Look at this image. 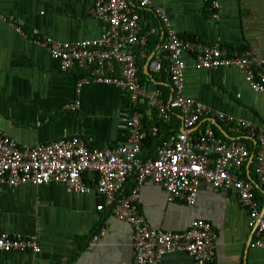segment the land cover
Returning <instances> with one entry per match:
<instances>
[{
    "label": "crops",
    "instance_id": "0c3cea01",
    "mask_svg": "<svg viewBox=\"0 0 264 264\" xmlns=\"http://www.w3.org/2000/svg\"><path fill=\"white\" fill-rule=\"evenodd\" d=\"M219 1L217 18L205 0H152L179 35L191 34L209 45L220 42L229 52L250 51L264 61V0ZM93 5L94 0H0V13L6 17L0 19V130L20 147L77 134L91 147L128 142L129 133L121 127L132 110L128 93L95 81L90 75L85 76L89 82L77 92L78 82L84 78L82 70L75 67L63 71L49 51L33 42L35 30L60 41L98 37L102 23L93 16ZM142 10L144 30L155 27L158 33L162 25L154 9ZM11 18L26 35L16 30ZM157 33L150 38L147 57L139 56V76L148 89L160 88L163 98L169 101L173 96L166 70L169 63L161 44H154ZM158 59L165 67L160 72L152 65ZM186 60L188 96L264 131V92L253 89L242 70L233 66L197 69L193 55H186ZM75 101L80 105L73 109ZM146 115L148 122L158 118L151 107H147ZM211 123L225 136L234 137L225 122L220 124L212 116L191 131L195 133ZM254 168L252 156L243 170L247 169L255 184L258 205L264 209V184ZM95 178L93 173H85L86 182L93 188ZM135 185L131 177L126 187L132 189ZM103 202L95 191L80 194L62 183L10 186L0 182L3 230L36 235L42 247L36 254L0 251V264H133L134 229L118 220L109 207L98 210L97 205ZM139 208L153 227L165 231L187 230L194 219L211 222L217 233V255L210 264H264V250L253 246L255 235L248 224V209L235 193L224 195L203 181L197 202L190 205L182 200L170 202L163 187L148 181L140 190ZM96 234L99 240L93 242ZM163 264L197 263L189 254L175 252L166 254Z\"/></svg>",
    "mask_w": 264,
    "mask_h": 264
},
{
    "label": "built area",
    "instance_id": "2783aa9c",
    "mask_svg": "<svg viewBox=\"0 0 264 264\" xmlns=\"http://www.w3.org/2000/svg\"><path fill=\"white\" fill-rule=\"evenodd\" d=\"M219 18V0H205ZM154 9L162 25L161 49L168 67L173 96L163 98L160 88L148 89L139 76V56L147 57V45L157 33L152 27L144 30L140 9ZM93 16L102 23L96 38L80 41H60L34 31L33 42L43 47L60 62L61 69L75 67L91 73L95 81L115 85L128 93L132 110L121 127L129 133L126 144L91 147L81 135L60 138L32 147H20L18 142L0 130V182L10 186L46 185L62 183L80 194L97 192L104 202L98 210L109 207L120 221L134 229L133 264H163L168 253L185 252L197 264H210L216 259L217 233L213 224L205 219H194L189 229L165 231L153 227L139 208L140 190L151 181L163 187L170 202L182 200L190 205L197 202L200 184L204 181L224 195L235 193L248 209V224L255 235L253 246L264 250V209L255 199V184L242 177L243 168L254 156V172L264 184V131L251 122L237 119L221 111H213L203 102L186 94V55H195L197 69L218 70L237 67L242 70L253 89L264 92V61L250 51H233L220 42L209 45L200 40L181 38L168 17L152 0H94ZM0 19L6 17L0 13ZM11 24L23 35L27 33L14 22ZM140 49V52H137ZM156 71L165 67L158 59L153 64ZM88 77L78 82L77 92ZM147 101L158 117L169 123L175 112L181 114L182 129L157 147V156L141 159L140 153L149 134L145 129L140 103ZM80 101L71 105L78 108ZM216 117L225 122L234 137L230 141L219 136L207 126L195 134L191 129L206 117ZM254 139L256 149L244 139ZM95 175L96 186L86 182L85 173ZM133 177L136 185L124 193L128 180ZM103 229L101 232H104ZM100 235H94L93 242ZM42 247L38 237L11 234L3 230L0 219V251L39 253Z\"/></svg>",
    "mask_w": 264,
    "mask_h": 264
},
{
    "label": "trees",
    "instance_id": "16d2710c",
    "mask_svg": "<svg viewBox=\"0 0 264 264\" xmlns=\"http://www.w3.org/2000/svg\"><path fill=\"white\" fill-rule=\"evenodd\" d=\"M206 6H207V8H208V6H210L209 2L206 4ZM139 11L141 14H143L145 10L140 9ZM162 32H163V29H160L158 31L156 37H154V44L155 45L161 44L163 42L164 38L162 37ZM180 37L184 38V39H188V40H200L191 34H188V35L181 34ZM150 40L148 42V45L150 44V42L152 43V40L151 41ZM200 41H202V40H200ZM193 56L195 58V55H193ZM88 75H90L92 77L91 73H89L87 71H82L81 77H85ZM147 107H149V104L147 101H144V102L140 103V105H139V109L143 113L142 121L144 123L145 129L147 131L151 132L152 128L154 126H157L159 128V132L157 135L149 134L148 137L145 139L144 145L142 147V151L140 153V158L144 159V160L148 159L150 157H156L157 156V147L159 145H162L164 143V141L169 139L173 134H176L180 130V121H182L179 117L181 114L179 112H175L173 114L172 120L170 121L171 123H169V124L167 122H164L163 120H161L159 117L155 118L156 120L153 122H148L147 115H146ZM221 123L222 122L220 121V124ZM210 126L215 129V131L217 132V134L219 136L223 137L227 141L231 140L230 137H227L222 133L221 129L215 123H211ZM197 133H199V131H195V134H197ZM244 139H246L247 142H250L251 148H253L255 140L249 139V138H247V136H244ZM253 151H254V149H253ZM243 172H244V174H242V177L249 178V174L247 173V169H245V171H243ZM249 179H251V178H249ZM132 189H128V187L125 186L123 192L129 193ZM255 199L258 202V196L256 195V191H255Z\"/></svg>",
    "mask_w": 264,
    "mask_h": 264
}]
</instances>
